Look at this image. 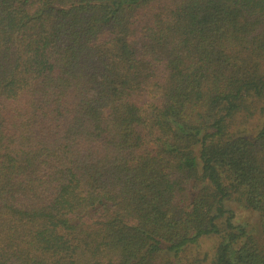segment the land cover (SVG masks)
<instances>
[{"label":"trees","instance_id":"1","mask_svg":"<svg viewBox=\"0 0 264 264\" xmlns=\"http://www.w3.org/2000/svg\"><path fill=\"white\" fill-rule=\"evenodd\" d=\"M262 116L264 0H0V264H264Z\"/></svg>","mask_w":264,"mask_h":264},{"label":"rangeland","instance_id":"2","mask_svg":"<svg viewBox=\"0 0 264 264\" xmlns=\"http://www.w3.org/2000/svg\"><path fill=\"white\" fill-rule=\"evenodd\" d=\"M264 121V116L260 118V123ZM235 223L249 222L254 223L252 214L244 211L237 205H234ZM217 242L215 237H201L196 243L189 245L181 252L179 263L176 264H209L213 254L214 246Z\"/></svg>","mask_w":264,"mask_h":264}]
</instances>
